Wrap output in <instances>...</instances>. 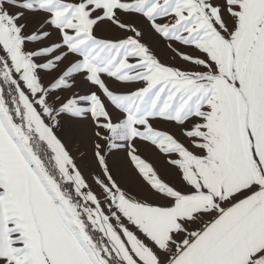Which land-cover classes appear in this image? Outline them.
Segmentation results:
<instances>
[{
  "label": "snow or ice",
  "instance_id": "snow-or-ice-1",
  "mask_svg": "<svg viewBox=\"0 0 264 264\" xmlns=\"http://www.w3.org/2000/svg\"><path fill=\"white\" fill-rule=\"evenodd\" d=\"M0 264H264V0H0Z\"/></svg>",
  "mask_w": 264,
  "mask_h": 264
}]
</instances>
